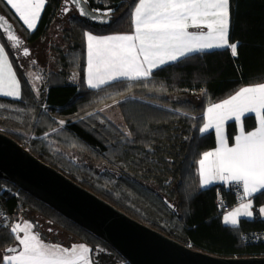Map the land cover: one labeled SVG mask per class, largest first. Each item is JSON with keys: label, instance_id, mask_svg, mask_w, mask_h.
I'll return each instance as SVG.
<instances>
[{"label": "trees", "instance_id": "trees-1", "mask_svg": "<svg viewBox=\"0 0 264 264\" xmlns=\"http://www.w3.org/2000/svg\"><path fill=\"white\" fill-rule=\"evenodd\" d=\"M64 1L45 0L34 29L27 28L6 0H0V11L25 33L27 43H36L62 15ZM135 2L87 0L92 9H112L115 17L108 25L72 14L61 31L62 46L54 48L58 69L48 75L42 96L28 93L22 75L16 76L20 98L0 96V131L132 217L196 250L227 257L264 256V217L259 212L264 191L253 197L254 217L231 225L224 222L227 212L216 201L222 196L230 210L238 205L233 184L201 187L198 172L202 154L216 147L214 130L199 131L206 123L207 108L242 87L264 83V0H230L229 41L239 43L237 56L230 49L204 50L155 69L146 79L124 78L89 88L86 33H131ZM0 36L11 54L1 31ZM73 69L79 72L77 82L68 80ZM118 100L125 125L101 111ZM243 122L246 131L257 124L254 115ZM57 134L62 141L84 146L108 169L98 172L85 165H62L50 154L45 139ZM236 134L237 122L231 120L227 124L230 144ZM0 205L10 216L7 227L0 230V251L15 243L11 227L27 209L48 223L57 220L73 240L89 245L95 264H130L105 240L3 178Z\"/></svg>", "mask_w": 264, "mask_h": 264}, {"label": "snow or ice", "instance_id": "snow-or-ice-1", "mask_svg": "<svg viewBox=\"0 0 264 264\" xmlns=\"http://www.w3.org/2000/svg\"><path fill=\"white\" fill-rule=\"evenodd\" d=\"M72 2L79 6L80 15L90 14L81 6L87 0ZM6 3L28 29H34L45 0H6ZM64 10L68 11L67 8ZM111 12L112 9L108 8L101 12L100 17L93 18L106 21ZM131 21L134 30L130 34L97 36L86 33V84L89 88H100L124 78L146 79L153 74V70L204 50L230 49L234 57L238 55L239 43L229 41L230 0H136ZM6 24L7 21L0 16V29L8 33L14 47L18 46L20 39L9 31L10 25L5 27ZM190 28L198 31H189ZM24 55H28L27 48ZM0 95L21 96L20 82L3 44H0ZM248 115H254L257 123L251 131H245L243 123ZM205 116L207 122L199 131L204 133L214 127L218 147L204 152L198 161L200 186L215 180L242 186L241 199H249L224 217L225 223L238 225L239 217L253 216L251 197L264 191V83L240 88L221 103L210 105ZM227 120H234L240 125L232 146H229L223 133ZM259 212L264 214V207ZM31 228L28 223L23 227L20 224L11 227L12 233L23 232L22 237L16 235L22 250L16 255L3 256V264H92L90 249L85 245H73L68 249L46 244Z\"/></svg>", "mask_w": 264, "mask_h": 264}, {"label": "water", "instance_id": "water-1", "mask_svg": "<svg viewBox=\"0 0 264 264\" xmlns=\"http://www.w3.org/2000/svg\"><path fill=\"white\" fill-rule=\"evenodd\" d=\"M63 5L74 7L77 14L97 25L114 20L111 13L106 21L101 11H92L88 3L81 6L89 15L79 14V6L72 0ZM0 16L10 25L9 31L21 42L16 24L3 12ZM5 39L8 33L0 29ZM28 49V48H27ZM30 50L28 49V52ZM31 52V51H30ZM0 178L18 185L35 198L45 202L65 217L90 230L114 249L130 264H264V256L227 257L196 250L167 234L132 217L68 175L44 162L11 136L0 131ZM19 243L7 246L6 253L18 252Z\"/></svg>", "mask_w": 264, "mask_h": 264}, {"label": "rangeland", "instance_id": "rangeland-1", "mask_svg": "<svg viewBox=\"0 0 264 264\" xmlns=\"http://www.w3.org/2000/svg\"><path fill=\"white\" fill-rule=\"evenodd\" d=\"M65 8L68 9L67 12L64 10ZM64 9L62 15L56 21L49 34L46 37L41 38L36 43H27L25 33H23V31H21L20 29L18 30L20 36L27 43L25 47H27L31 51V53L29 51L28 55H24L23 52L21 54L18 53V55L15 56L13 54V56L15 57L14 59L11 55L12 53L10 54L7 51L10 54L9 58H11L12 56V58L14 59L12 60L11 64L13 66V71H15L16 73V76H24L28 82V93L30 90L39 98L42 96L45 88L44 86L49 81L48 75L50 74L51 70L58 69V55L56 54L54 48L62 46L61 31L69 25L68 18L72 14L77 13L75 8L69 5H65ZM0 42H2L1 36ZM73 70L74 71L71 73L68 80L77 82L79 79V74L77 70ZM119 102L120 100L106 104L101 108V111L118 125H125L121 110L118 105ZM45 139L48 143L50 154L54 156L58 161H60L62 165H85L93 168L98 172L108 169L107 163H100L81 144L75 142L67 143L66 139L62 141V139L60 138V134H57L56 138L47 136L45 137ZM176 202L177 201H174V203ZM25 223L32 225V228L30 230L33 233H39L41 240L48 238L51 241H56L61 245H68L74 239L71 234H69L59 225V222L57 220H53L52 223H48L44 218L35 213V211H28L27 209L21 211L17 219H15V221L13 222V225L20 224L21 227H23ZM17 234H19L21 237L23 236V232L14 233L15 240ZM8 254L10 253H5V251L3 250L0 251V264H3L2 257L8 256Z\"/></svg>", "mask_w": 264, "mask_h": 264}, {"label": "crops", "instance_id": "crops-1", "mask_svg": "<svg viewBox=\"0 0 264 264\" xmlns=\"http://www.w3.org/2000/svg\"><path fill=\"white\" fill-rule=\"evenodd\" d=\"M134 30V29H133ZM206 30V29H205ZM189 31H198V29H194V28H190L189 29ZM133 32V31H132ZM131 32V33H132ZM126 34H130V33H126ZM3 42V41H2ZM2 42H0V44H3L4 45V43H2ZM5 47V46H4ZM5 50H6V48H5ZM8 50H6V52H7ZM8 53V52H7ZM8 57H10L9 56V54H8ZM9 60H10V58H9ZM78 74H79V72H78ZM80 77V76H79ZM79 80V79H78ZM0 96H4V95H0ZM5 97H11V96H5ZM11 98H15V97H11ZM222 102V101H221ZM221 102H219V103H221ZM217 104V103H216ZM231 120H227V121H225L224 122V125H223V133H224V135L226 136V138H227V141H228V136H227V124H228V122H230ZM206 122H207V120H206ZM244 123V122H243ZM256 126H257V124H256ZM239 127H240V125H239V122H237V134L236 135H238L239 134ZM209 130H214L215 131V128L213 127V128H211V129H209ZM252 130H254V129H252ZM246 131V130H245ZM215 133H216V131H215ZM235 143V142H234ZM233 143V144H234ZM228 144H229V146H232L233 144H230L229 143V141H228ZM216 147H218V138H217V134H216ZM215 147V148H216ZM214 148V149H215ZM214 149H212V150H214ZM212 150H210V151H212ZM198 169H199V164H198ZM214 183H224L225 185H227V186H229V185H231V184H233L234 182H226V181H221V180H215V181H213V182H211L210 184H208V185H206V186H204V187H208V186H210V185H212V184H214ZM199 184H200V177H199ZM258 194V193H257ZM257 194H254L253 195V197L254 196H256ZM253 197H251V199H252V202H253ZM249 198H244V200L242 201V202H240V203H246L247 202V200H248ZM239 203V204H240ZM239 204L238 205H236L233 209H231L230 211H228L225 215H224V217L229 213V212H231V211H233L235 208H237V207H239ZM262 207H264V206H262ZM252 211H253V216L252 217H254V215H255V212H254V209H253V207H252ZM260 215L262 216V217H264V215L263 214H261L260 213ZM243 217H247V216H241V217H239L238 219H239V221H240V219L241 218H243ZM252 217H249V218H252ZM230 224V223H229ZM42 241L43 242H45L46 244H55V245H60L61 247H63V248H68V249H71L72 248V246L73 245H81V244H83V245H85L87 248H89L90 249V247H89V245H87L86 243H84V242H79V241H75V240H72V242L70 243V244H68V245H66V244H64V245H61V244H59L58 242H56V241H51L50 239H42ZM15 242L16 243H18V241H17V239L15 240ZM22 250V246H21V249L19 250V251H21ZM4 251V250H3ZM18 251V252H19ZM18 252H13V253H10V254H8V256H12V255H16ZM6 253V252H5ZM89 256H90V259H91V262H92V264H95L94 262H93V259H92V256H91V252L89 253Z\"/></svg>", "mask_w": 264, "mask_h": 264}, {"label": "built area", "instance_id": "built-area-1", "mask_svg": "<svg viewBox=\"0 0 264 264\" xmlns=\"http://www.w3.org/2000/svg\"><path fill=\"white\" fill-rule=\"evenodd\" d=\"M233 188L234 191L237 193V201L240 203L243 200L241 197L243 196V188L241 185L237 183H233ZM218 207L223 210L224 212L230 211V207L227 205L226 201L222 196H219L217 201H216ZM10 222V216L9 214L5 211V209L0 205V230L4 229L7 227V225Z\"/></svg>", "mask_w": 264, "mask_h": 264}, {"label": "flooded vegetation", "instance_id": "flooded-vegetation-1", "mask_svg": "<svg viewBox=\"0 0 264 264\" xmlns=\"http://www.w3.org/2000/svg\"><path fill=\"white\" fill-rule=\"evenodd\" d=\"M4 40L8 43V46H9V50L11 51L12 55L14 54L15 55H18V53H22L24 54V49L27 48L25 47L27 43H23L21 42L18 46H13V44H11L10 42H8L5 37H4ZM31 53V52H30ZM14 244V243H13Z\"/></svg>", "mask_w": 264, "mask_h": 264}]
</instances>
